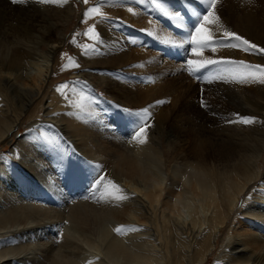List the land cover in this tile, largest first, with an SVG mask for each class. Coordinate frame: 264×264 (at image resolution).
I'll return each mask as SVG.
<instances>
[{
  "label": "bare ground",
  "instance_id": "bare-ground-1",
  "mask_svg": "<svg viewBox=\"0 0 264 264\" xmlns=\"http://www.w3.org/2000/svg\"><path fill=\"white\" fill-rule=\"evenodd\" d=\"M174 1L163 0V3L172 13L176 8L182 11L185 14L184 19L190 26L195 24L193 20L195 13L207 10V4L202 0ZM140 2H142L141 7H135L129 0H115L114 4H111L113 8L117 9L118 17L126 22L128 28L127 32H123L119 36L115 34L119 25L108 19L101 22L105 42L102 49L108 54L104 59L108 64L102 61L99 65L106 66L104 69L116 70L120 67L127 71L148 67L147 71L155 75L143 79L144 87L137 88L139 90L136 92L126 83L111 81L105 76L87 72L91 80H96L97 84L106 87L109 94L122 105L155 111L157 135L156 133L150 134V140L148 138L144 144L134 143L136 146L131 147L132 149H128V146L125 148L120 145L122 144L120 138L124 137H120V135L126 133V129L119 122L118 129H116L119 132L115 139L113 136L115 134L107 131L110 129L98 128V123L92 127L85 120L86 116H82V119L63 112L58 105L57 95L52 92L48 94L47 89L53 82L52 76L56 70V55L66 43V37H62L59 30L60 28L64 30L63 25L68 26L74 17L75 10L72 2L62 3V6L59 4H46L45 6L44 4L45 7L52 5L53 8H45L41 5L43 8L37 9V7L38 12L33 14L28 9L11 7L4 0H0V10L3 11L0 12V37H2L0 38V147L4 143H10V138L14 137L17 128L27 122H30L29 124L34 122V118L42 109L43 117L51 119L47 120L48 124L52 123L54 127H58L68 138L72 139L73 145L76 144L79 149L80 147L85 149L86 154L89 153L92 159H98L97 163L104 162L102 163L105 164L108 174L123 185L120 186L121 190L126 191L124 193L125 201L121 203V200L120 204L116 201V205H101V207L79 203L69 209L65 207L66 213L60 212L55 215H58V218L65 217V214L68 215L74 231L84 233L90 240L87 245L93 246L97 252L102 250L101 246L93 245L92 240L97 239V242H101L102 246H105V254L116 264H144V261L147 264H207L209 257L216 251L221 231L228 226V219L235 214L239 198L254 191L253 200L247 201L244 207L240 208L239 222L224 238L214 264H264V173L260 168V163L264 158V125L261 127L260 124L255 129L253 128L254 130L251 131H255V134L242 130L239 126H233L235 131L232 127L226 126L222 130L224 132L217 133L216 129L221 120L219 121L215 117V120L220 122L217 124L212 120L214 117L203 113L214 111V113H220L221 118L228 117L230 120H233L238 112L240 117L244 113L243 111H246V114L253 113L255 115L262 113L264 112V84L236 83L235 88L226 87L224 90L208 86L211 88L205 90L207 107L201 110L197 106L198 101H195L196 98L198 99V85L191 81L186 86V78L184 79L183 74H180L183 64L170 61L171 59L167 58V54H164V49L161 47L159 52L148 50L149 47L147 48L145 44L147 46L149 44L142 40L143 38H137L138 35L135 36L134 31L132 35L130 34L135 28L131 29L130 27L136 26V28L149 31L150 35L156 38L155 41L159 43L158 45L168 44L173 47H183V40L180 41L179 38L181 43L178 45L176 43L178 40L173 38L168 31L173 27L179 29L174 21L168 18L169 25L166 24L165 27L168 25L169 28L165 30L158 23L152 21L151 16L148 15L152 6L147 0H140ZM234 5L238 9L231 11L227 8ZM129 8L132 9L131 12H129ZM58 10L60 11L58 12ZM14 11L18 15L15 20L11 18V13ZM216 13L220 18L219 23L225 29L264 48V0H252L251 3L248 0H219ZM59 16H62V20L57 22ZM112 24L114 27H111ZM184 25L185 27L181 29L187 37L190 33L186 32V29L189 31L191 28L185 22ZM29 31L38 33L34 46H30L29 42L24 45L20 40ZM50 32L56 33L58 36ZM6 34H9L14 41L9 43L5 38ZM133 40L143 41L145 44L142 46L141 42L135 43ZM165 40H173L175 45L165 43ZM126 43L134 49L127 47ZM173 52L175 51L173 50ZM215 52H218L220 56L209 55H214ZM97 59L98 57H95L88 61L96 64ZM204 59H232L245 61L250 65H264V54L257 55L224 46L216 47L215 51L210 48L204 49L201 60ZM79 74L78 76L82 77ZM121 77V80H125L124 77H122L123 79ZM158 101H163V103H157ZM87 106V110H94L89 105ZM59 110L61 111L57 114L56 111ZM193 113L195 117L192 115ZM126 117L123 114L117 115L120 122L127 121L126 124L131 125L129 132H134L135 123ZM253 119L256 122L255 125L259 123L255 118ZM95 126L96 129H93ZM41 133L48 140L47 130L42 128ZM223 134L228 136L223 137ZM16 139L18 138L16 137ZM21 140L17 143L27 146L28 143L25 140L21 142ZM32 148L35 152L34 147L31 146V150ZM79 149L77 148V150ZM13 150L15 151V149ZM25 150L27 151V149ZM9 153H12V158L15 160L20 158L21 164L26 167H24L25 169L32 171V176L35 178L51 174V171L48 174V172L36 168L30 155L24 156L26 155L24 154V159L16 156L13 151ZM22 154L20 155L22 156ZM2 159L5 160V158ZM43 178L46 179V177ZM47 180L49 182L48 178ZM51 180L50 182H53ZM10 181L9 185L0 181V234L18 230L21 224L24 227L27 224L30 225V219L51 218L49 215L51 216L53 211L50 212V209L48 211V208L41 207L42 205L39 207L38 204L36 207L33 205L25 207L26 204L22 206V202L17 196V193L25 194L29 190L32 198H39L44 194L51 193V187L44 188L43 185H41L43 187H39V185L38 190H43V194L40 190L32 187L31 181L32 184L27 185V188L26 184L10 183ZM54 208L55 212L56 207ZM34 222L32 223L34 224ZM118 226L139 230L127 231L124 233L127 236L125 239L112 237L111 231ZM24 231L26 232V230ZM69 235L65 234L66 237L61 236L60 239L49 237L50 240H57L61 246L66 247L64 253H55L49 248L42 249L40 246H36L37 248L35 247L36 250L33 252H30L33 249L29 250L28 248L29 252L25 254L27 257L23 259L26 260V264H79L81 259H78L77 251L80 253L81 246L74 240L77 238L73 239ZM139 235H142L141 239L145 241V248L134 246L132 243L133 237L136 238ZM16 240L19 241V239ZM6 241L7 239L0 241V264H10L4 260L7 257L6 254L10 255V253L17 252L18 249L21 250L20 246L16 245L18 241L15 242V240L12 243L13 250H9L11 246L8 241L9 248H7L8 250L4 249ZM14 242L18 249L13 245ZM23 251L22 249L20 254ZM18 252L17 254H19ZM100 253L99 251L98 254ZM98 254L96 255L98 256ZM10 256L7 260L10 259ZM17 261L19 262V260Z\"/></svg>",
  "mask_w": 264,
  "mask_h": 264
},
{
  "label": "rangeland",
  "instance_id": "rangeland-1",
  "mask_svg": "<svg viewBox=\"0 0 264 264\" xmlns=\"http://www.w3.org/2000/svg\"><path fill=\"white\" fill-rule=\"evenodd\" d=\"M4 1L8 5H10L11 7H19L20 9H24V10L28 9V11L33 13V14L35 12H38L37 9H39V7L41 8L42 6H44V4L39 3L38 0H18V2L15 4H13L11 2V0H4ZM114 1L115 0H88V4L86 5L83 2V0H70V1L67 0L66 3L72 2L71 4L75 10L74 11V17L68 26L63 25L65 28L64 30H61V28L59 30L61 36L66 37V43L63 45V47L57 53L58 55H56V66H55L56 70L52 76L53 82L48 87L47 92H48V94H50L52 92V94L57 95L58 101H59L58 105L60 106V108L63 112L68 113V114H73L74 116H77L80 118H82V116L83 117L86 116L85 120L89 124H91L92 127H94V124L97 125V123H98V125H97L98 128L110 129L107 131L115 134V135H113L115 139H116V135L119 132L116 129H118V124L120 123L121 126H124V128L126 129L125 130L126 133L124 132V134L120 135V137H123V136L124 137L123 138L119 137L121 139L120 141L122 143L120 145L124 146L125 148H127V146H128V149H132L131 147L134 148L136 146V144L139 142L136 139H133V132H129V131H131L129 129V128H131V125L126 124V123H128L127 121L120 122L117 119V115L123 114L124 116H127L126 117L127 119L133 121L132 123H135L134 129H136V127H137L136 124L138 123L137 118L133 115H129V112H139L140 110H142V108H133V107L127 106V105L125 106L124 104L122 105L121 102H118L116 100V98H114L112 95L109 94L106 87H104L102 84H97L96 80H91L89 78V75H88V72H91V73L100 75L102 77L105 76L106 79H109L111 81H115V82H119V83L120 82L126 83L128 87L130 86L129 88H131V89L134 88V90L136 92L142 86L144 87V84H143L144 80L143 79H148V77L155 75V74L149 73L147 71L148 67H139V68H136V70L135 69H129V71H127V70L120 68V67H119L120 69L118 68L116 70L104 69L106 66L99 65V63L102 61H105L104 59H106L108 56V54L105 53V51L102 49V45H104L105 42H104V37H103V27H102L103 24H101V22L106 21L108 19L112 23L119 25L121 28L119 27L115 33L119 36L121 35V33L127 32V28H128V26L126 25V22L121 20L120 17H118L119 14L117 13V9H115L111 6V4H114ZM129 1H131L135 7H141L142 2H140V0H137V2H135L136 0H134V1L129 0ZM144 1H146V0H144ZM172 1H174V0H172ZM174 2H176V1H174ZM33 6H34V8H33ZM45 6H46V4H45ZM97 6L100 8V11H101V13H103V16L101 17V16H98L96 14H92L90 17H88L86 19L85 15H84L85 12L88 11L89 9H91L92 7H97ZM23 7H25V8H23ZM47 7L53 8L52 5L51 6L49 5ZM47 7H45V8H47ZM227 8L231 11L238 9V7L235 5L231 6V7H227ZM153 9H154V11H153ZM59 11L60 10H58V12ZM0 12H3V11L0 10ZM175 12L181 14V16H183V17L185 15L178 8L175 9L174 13ZM201 12L203 13V12H205V10H201L200 13ZM149 13L150 14H148V15L151 16L152 21H154L156 24L158 23V25L162 26L165 30L166 29L168 30V28H169L168 27V25H169L168 17H165L164 15L159 13L158 10H156L153 6H152V10H150ZM11 14H12L11 18H13V20H15L16 17L18 16L15 11L12 12ZM61 20H62V16H59L57 19V22H60ZM165 20L167 23L165 22V24H164ZM193 20H194V22H196L195 15L193 17ZM184 22L186 25H188V23L185 19H184ZM62 23H60V24H62ZM166 24H168V25L165 27ZM193 25H194V23H193ZM193 25L192 26L188 25V26L192 29ZM111 27H114V24H112ZM89 28H93L95 30V32L98 34V39L96 41H92L84 35V33ZM123 28H125V29H123ZM130 28L131 29L134 28L132 30V32L130 33L131 35L133 34V31H134L135 36L138 35L137 38H140V39L143 38L142 40L146 41L149 44V46H147L143 41L133 40L135 43L141 42L142 46L145 44V46L147 48L149 47L148 50L154 51V52H156V51L159 52L160 47H161L164 49L165 53L164 52L163 53L167 54V58L171 59L170 61H175V62H179V63L183 64L182 71L180 74L181 75L183 74L184 79L186 78L185 79L186 80V86H188L189 82H191V81L193 84L196 83V85H198V89H199L198 99L196 98L195 101H198L197 106H199V108H201V110H204L207 107V105H206L207 104L206 103V91H205L206 89H210L211 87L222 88V90H224L226 87H231V89L235 88L236 83H225L222 79H217V80L215 79V76L217 73L224 71L225 69H227L231 66H228V67H225L226 65L225 66H223V65H221V66H210L208 69H205V70L198 72L196 74H190L189 73L188 61L189 60H201V57H196L192 53L193 45L189 42L190 41V35L186 37L184 35L185 32H183V29H181V28L177 29V28L173 27V28H169V30H168L173 38H175L176 40H178L180 38L179 39L180 41L183 40V44H182L183 47L181 46L183 48L182 49L178 46L173 47V46L168 45V44H161L163 46L158 45L159 43L155 41L156 38L152 37L150 35L149 31H146V30L144 31V29L139 28V27L136 28V26H133ZM191 29L189 31L186 29V32L191 33ZM142 33H143V35H142ZM51 34L58 36V34H56V33H51ZM37 37H38L37 32H30L29 31L28 34L24 35L20 40H22V43L24 45H26L29 42L30 46H34L35 39ZM0 38H2V37H0ZM5 38L7 39V41L9 43L14 41L13 38L11 36H9V34H6ZM26 38H29V39H26ZM152 38H154V39H152ZM74 40L76 41L75 43H73ZM179 40L176 41V43H178V45H179V43H181ZM155 43H157V44H155ZM124 45H125V43H124ZM126 46L129 48L130 47L133 48L132 46H129L127 43H126ZM156 46H159V47H156ZM86 49L88 50L87 54H85ZM173 50L175 52H173ZM105 55H107V56H105ZM209 55L210 56L216 55V57L220 56L218 52H215L214 55L213 54H209ZM69 57L72 58V60L75 62V65H78V67L74 66V65H70L68 63ZM95 57H98L97 63L96 64L90 63L89 61ZM86 61H88V62H86ZM106 63L108 64V62H106ZM97 66H99V67H97ZM220 67H223V68H220ZM143 69H146L145 70L146 72ZM78 74L82 75V77L78 76ZM121 75H122V77H124L125 80L120 79ZM243 84L248 85L250 83H243ZM60 85H68V88H60L58 91L57 89ZM208 86H211V87L208 88ZM137 88H139V89L137 90ZM61 99H63V100H61ZM89 101H91V102H89ZM78 104H84V105H86V108H88L87 105H89L92 108V110L93 109L94 110L91 111V110H87L85 108L84 111H81L77 107L74 106V105H78ZM71 106H73V107L71 108ZM125 109L129 110V112H126ZM61 110L56 111V113L58 114V112H60ZM42 111L43 110L41 109L40 113L34 118V122H32L31 124H29L30 122H27L22 127L17 128L16 131L14 132V137L12 136L10 138V140H11L10 143H4L3 145H1V147H0V161L2 160V162H0L1 163L0 164V177H1L0 181L5 183V184L7 183V185H9L10 180L12 181V182L10 181V183H13V182L19 183V184L23 183V184H26V188H27V185H31L33 183L32 187H34L37 190H38L39 185H40L39 187L44 186V188L51 187L52 188L51 193H47V194H44V191L39 189L40 192H42L44 194L39 198H36V197L32 198L33 196L30 195L29 190H28V192H25V194L24 193L23 194L17 193V196L19 197L18 199L22 203L20 201H18V202L21 203L22 206L24 204H26L25 207H27V206L32 207V205H33V207H36L38 205L40 207L42 205L41 207L45 206L46 209L48 208L47 209L48 211L51 210L50 212H52V211L54 212V210H53V209H55L54 207H56V210L57 209L58 210H57V212H56V210L54 213L52 212L51 216L49 215V217H51V218H48V219H43V218L42 219L41 218L36 219L35 218L34 220L30 219V222H31L30 225L27 224L28 226L26 225L24 227L21 224V226L18 227L20 229L17 228L18 230H14V231L12 230L13 233H12V231H9V232H11L10 234H9V232H4V233L0 234V241L7 239L8 243H10V245H9L7 243V241L5 242V244L7 246L8 245L11 246L9 250L14 249V246H12V243L14 240H15V242L18 241L16 239H19L18 243L16 242V245L18 247L20 246L19 248H21V250L22 249L24 250L23 252H21L22 254H20L21 250L18 249V247L15 245V242H14L13 245H15V247L18 249L17 252L20 250L18 252L19 254H17V252H15L16 255H15V253H10L11 256L9 254H6L7 257L5 256L6 259L4 258V260H6L7 262H10V264H15V263L16 264L17 263L23 264L24 262H25L24 264H26V260L23 259V258L27 257V255H25V254H27V252H29V250H32V249L33 250L30 252L35 251L36 249H34V248L36 246L37 247L40 246V248H42V249L43 248L44 249L49 248L50 250H52V252H55V253H57V252L64 253L65 252L64 250H66V247L61 246V244L58 243L59 241L51 239L54 241V243H53V241H51L49 239V237L50 238L53 237L55 239L57 237V239H60L61 236L66 237L65 234L69 235V233L71 232L69 236L73 237V239L77 238L74 240L79 242V245L81 246L80 250L81 251L83 250V252L80 251V253H78V251H77L78 259L83 260L82 262L80 260L79 264H88V263H91V264H98V263H100V264H112V263L116 264L111 259H109V257L105 254V252H106V250L104 249L105 246H102L101 242L100 243L97 242L98 241L97 239L92 240L93 245L101 246L100 248L102 250H99L101 252L100 254H104L105 256L98 254L99 251L97 252L93 246L87 245V243L90 240L88 239V237L86 235H84V233L74 231L75 229H73V226H72L73 224L71 223V221H69V218L67 217L68 215L65 214L64 215L65 217L58 218L59 216L58 215L56 216L55 214H57V213L59 214L60 212L66 213L67 207L69 209V208H71L74 205H77L79 203L80 204L81 203L82 204L87 203L88 205H92L94 207H101V205L102 206H109V204H110V206L114 205V204L116 205L117 204L116 201L118 202V204H120L121 200L112 199V200H114V201H112L111 199L107 198L106 193H105V188H101L95 192H93L91 190L93 188V181L101 173L104 174L106 179L111 180V181L114 180L113 182L115 184H117L120 189H121L120 185H122V184H120L118 181H115V179L108 174V171L106 170V168L104 166L105 164H103L104 162L102 160L101 161L103 163L102 162H100V164L97 163L96 161H98V159H96V160L92 159V157L89 153L86 154L87 152L85 149H82L80 147V149L82 150L81 151L79 149V147H77L76 144L73 145V142L71 141L72 139L68 138L65 135V133H63L62 131H60L58 129V127H54L52 125V123L48 124V121H50L51 119L49 117L44 118L43 117L44 114L42 113ZM243 112L245 114L247 113L246 111H243ZM149 113H150L149 126L146 128L145 136L143 137V139L146 138V139H144V141L146 140L145 143L148 141L150 134L153 135V133H156V135H157V129H156V124H155L157 119H156L155 114H154L155 111H149ZM203 113H206L207 115L210 114L209 116L212 118L214 117V119H212V120L214 122H216L217 124H219L221 122L217 126V129H216L217 133L224 132L222 130L226 126L232 127L234 129V131L236 129L233 126H239L242 128V130L250 131L252 134H255V131H251V130H254L260 124H261V127H263V125H264V112L259 113L257 115H255L253 113L246 114V116L244 113H242L241 117L255 118L257 121H259V123H257L258 125L257 124L255 125L256 122L253 124H249V125H244L241 123H229V121L235 120L237 115H239V117H240L239 112H238V114L237 113L235 114V118L233 120L228 119V117H224V118L222 117L221 118V116L219 115L220 113H216V112L214 113V111H205ZM216 114H218V115H216ZM192 115L195 117L194 113ZM215 117H217L219 119V121L220 120L221 121L220 122L216 121ZM36 128H38V129H36ZM42 128L47 130L46 135L49 137L48 140L45 137H43V135L41 133ZM154 128H155V131H154ZM218 128H219V131H218ZM232 128H231V131H233ZM93 129H96V126ZM28 132H29V134L30 133L31 134L29 135ZM222 136L227 137L228 135L225 136V134H223ZM16 137L19 140L16 139ZM52 138H54V139H52ZM20 140H21V142H23L25 140L28 143V144L26 143L27 146L28 145L29 146L27 147L25 144L24 145L18 144L17 141L19 142ZM122 140H124V141L122 142ZM149 140H150V138H149ZM32 141H33V143H32ZM15 143L18 147L20 145V147H19L20 149L15 145ZM124 143H125V145H124ZM134 143H136V144H134ZM143 144H144V142H143ZM31 146L34 147L35 152H34L33 148H32L33 151L31 150ZM22 147H24V148L22 149ZM28 148H30V149H28ZM77 148L79 150H77ZM13 149H15V151ZM17 149L20 151H18ZM25 149H27V151ZM165 149L167 150L166 144H165ZM23 150H24V152H23ZM12 151L16 154V156L23 157L24 159H25L24 156H27V155L28 156L30 155V157L32 156L31 160H33V163H34V165H36V168H39L40 171L42 170L43 172H48V174H49V171H51L50 172L51 174L50 175H44V176L41 175L42 178L40 177V178H38L39 179L38 180L37 178H35V176H32L33 175L32 171L25 169L26 167L21 164L22 160H20V158H17L16 160L12 158V153H9ZM29 151H30V154L28 153ZM4 153H6V154H4ZM21 153H23L22 156L20 155ZM32 153H34V154L32 155ZM24 154H26V155H24ZM35 154H37V155H35ZM40 155H41V157H40ZM85 155H86V158H85ZM1 156H2V158H5V160H3L1 158ZM36 156H38V157H36ZM36 158L39 159L40 161L37 160ZM85 159L88 161H86ZM41 160H43V161H41ZM40 162H42V163H40ZM36 163H40V164H36ZM90 163L92 166L90 165ZM170 164H172V162H170ZM48 165L50 167V170H49ZM94 165L95 166L97 165V167H95ZM5 166H7V167H5ZM43 166H44V168L42 169ZM103 167H104V170H103ZM4 168H5V171H4ZM260 168L264 173V158H263L262 162L260 163ZM27 170L29 172H31L32 174L29 173ZM26 171H27V173H26ZM47 176H49V177H47ZM43 177H46V179ZM9 178H11V179H9ZM47 178L49 179V182L51 179L53 180V182L49 183ZM112 178H113V180H112ZM35 183H38V184H35ZM55 183H57L58 185L57 184L55 185ZM49 184H51V185H49ZM41 185H43V186H41ZM124 193H126V191L121 190V193H119V195L121 194L124 196ZM102 194H105L103 199L101 198ZM254 196H255V193H254V191H252L251 193H247L243 197L239 198L238 204L236 206L237 208L234 211L235 214H233V216H231L229 218L230 221L228 219V226L221 231V233L219 235V239L217 241L216 251L209 257L207 264H214L215 263L217 256L219 255L220 248L222 247V243H223L224 238H226L228 236V234L231 232V230L239 222L240 208L244 207V204L247 203V201H252ZM93 201H95V202H93ZM105 201H108V202H105ZM124 201H125V199H122L121 203H123ZM48 202H50L51 204ZM50 207H52V208H50ZM237 210H239V211H237ZM195 211H197V210H195ZM60 217H61V215H60ZM40 220H42V221H40ZM33 221H35L34 224L32 223ZM36 221H37V223H36ZM38 222H39V224H38ZM118 227H120V226H118ZM24 230H26V232ZM20 232H22V233H20ZM111 233H112V237H116V238H120V239H125L127 237L124 234L118 235L115 232V228L111 231ZM22 234H24V235H22ZM14 235H16V237H14ZM19 235H21V236H19ZM130 236H131V234H130ZM12 238H15V239H12ZM141 238H142V235H139L136 238L133 237L132 243L134 246H143L145 248V246H146L145 241H143V239H141ZM25 239H26V241H25ZM35 240L37 241L36 243H35ZM30 241H32L35 246L33 244H31L32 242L30 243ZM20 242H22V243H20ZM23 242H27L28 244L25 243L26 244L25 245ZM6 245H4L3 248L4 249L6 248V250H8L7 248H9V246L5 247ZM21 245L23 248L21 247ZM31 246H34V247H31ZM3 248H2V251L4 250ZM28 248H29V250H28ZM25 250H26V253H25ZM0 251H1V249H0ZM96 254H98V256ZM23 255H25V256H23ZM9 256H10V259H9L10 261L7 260L9 258ZM17 260H19V262ZM22 261H24V262H22ZM29 264H31V263H29ZM144 264H147V263L144 261ZM152 264H154V263H152Z\"/></svg>",
  "mask_w": 264,
  "mask_h": 264
},
{
  "label": "snow or ice",
  "instance_id": "snow-or-ice-1",
  "mask_svg": "<svg viewBox=\"0 0 264 264\" xmlns=\"http://www.w3.org/2000/svg\"><path fill=\"white\" fill-rule=\"evenodd\" d=\"M13 4L17 3L18 0H11ZM41 4H52V5H61L66 3L67 0H38ZM87 5L88 0H83ZM147 2L153 6L159 13L168 17L170 20L174 21L177 27L184 28V17L179 13H172L167 7H165L163 0H147ZM202 2L207 4V10L203 13H195L196 22L193 25L190 33V43L193 45L192 53L196 57H201L203 55L204 49H212L215 51L216 47L224 46L230 48H237L244 52H252L253 54H264V48L257 46L254 43H251L247 39H244L240 35L229 31L219 23V16L216 13V8L219 3V0H202ZM249 3L252 0H248ZM129 12L132 11L131 8L128 9ZM92 14L98 16H103L100 8L92 7L85 12V18L87 19ZM84 35L92 41L98 39V34L93 28H89ZM76 41L74 40L73 43ZM165 43H172L175 45L173 40H165ZM87 49L85 54H87ZM68 63L70 65H75V62L72 58L69 57ZM188 71L190 74H196L205 69H208L210 66H231L224 71H221L216 74L215 79H222L225 83H261L264 84V65H250L245 61H237L232 59H204V60H189L188 61ZM60 88H68V85H60ZM91 102V101H89ZM157 103H163V101H158ZM79 110L84 111L86 105L78 104L74 105ZM126 112L129 110L125 109ZM129 115H133L137 118V127L133 132V139H136L138 142H145L143 137L145 136L146 128L149 126L150 113L147 108L140 110L139 112H129ZM229 123H241L244 125H249L255 123L254 119L251 117H239L237 116L235 120L229 121ZM54 139V138H52ZM101 188H105V193L108 199L122 200L125 197L119 195L121 189L113 181L106 179L103 173L98 175L93 181V192L98 191ZM105 194H102L101 198H104ZM137 228L129 229L126 226H120L115 229V232L118 235L124 234L127 231H138Z\"/></svg>",
  "mask_w": 264,
  "mask_h": 264
}]
</instances>
